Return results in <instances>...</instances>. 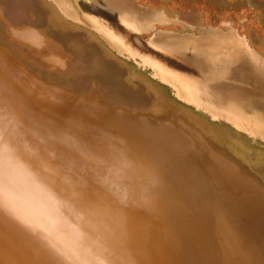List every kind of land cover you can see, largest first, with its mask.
<instances>
[{
  "label": "bare ground",
  "instance_id": "6f19581e",
  "mask_svg": "<svg viewBox=\"0 0 264 264\" xmlns=\"http://www.w3.org/2000/svg\"><path fill=\"white\" fill-rule=\"evenodd\" d=\"M140 2L0 0V264H264V38Z\"/></svg>",
  "mask_w": 264,
  "mask_h": 264
},
{
  "label": "flooded vegetation",
  "instance_id": "af4514ba",
  "mask_svg": "<svg viewBox=\"0 0 264 264\" xmlns=\"http://www.w3.org/2000/svg\"><path fill=\"white\" fill-rule=\"evenodd\" d=\"M140 3L153 6H163L165 1V8L169 13H173L176 9L181 18H187L190 23L194 15L200 14L205 23L209 22H218L220 24L224 21L233 22L238 29L245 32L248 30L252 38L257 36L264 38V22L260 18V11L253 10L249 7L242 4H231V5H221L218 0H152V1H142L137 0ZM254 2L258 0H253ZM158 3V4H157ZM171 5H173L171 7ZM181 5H187L188 8L186 12L182 11ZM170 6V7H169ZM168 7V8H167ZM179 7V10H178ZM172 8V10H171ZM232 11V12H231ZM211 13L217 14L216 19L209 20ZM235 13V16H234ZM181 14H186L187 17L182 16ZM204 15V16H203ZM222 16V18H220ZM249 22V23H248ZM246 24V25H245ZM263 33V34H262Z\"/></svg>",
  "mask_w": 264,
  "mask_h": 264
},
{
  "label": "rangeland",
  "instance_id": "374dc122",
  "mask_svg": "<svg viewBox=\"0 0 264 264\" xmlns=\"http://www.w3.org/2000/svg\"><path fill=\"white\" fill-rule=\"evenodd\" d=\"M142 1H144V0H142ZM145 1H152V0H145ZM157 2H158V0H157ZM218 2L221 5H227V6L231 5V4H242V5H244L245 2H249L250 5H252L253 10H259L261 13L264 11V0H258L256 2H254L253 0H218ZM180 7H182L181 9L184 12H186V10L188 8L187 5H181ZM171 10H172V8H171ZM216 17H217V14L211 13L210 16H209V20L210 21L214 20V19H216ZM262 21L264 22L263 19H262ZM141 102L144 105V106L143 105L141 106L142 110H149L155 104V99H143V100H141ZM127 105H129V103H127ZM135 107L138 108V106H135Z\"/></svg>",
  "mask_w": 264,
  "mask_h": 264
}]
</instances>
